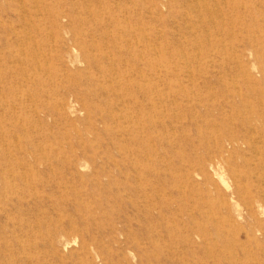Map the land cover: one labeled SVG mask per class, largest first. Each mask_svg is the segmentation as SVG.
<instances>
[{
  "label": "rangeland",
  "instance_id": "obj_1",
  "mask_svg": "<svg viewBox=\"0 0 264 264\" xmlns=\"http://www.w3.org/2000/svg\"><path fill=\"white\" fill-rule=\"evenodd\" d=\"M24 3L0 264H264V0Z\"/></svg>",
  "mask_w": 264,
  "mask_h": 264
},
{
  "label": "bare ground",
  "instance_id": "obj_2",
  "mask_svg": "<svg viewBox=\"0 0 264 264\" xmlns=\"http://www.w3.org/2000/svg\"><path fill=\"white\" fill-rule=\"evenodd\" d=\"M19 4L24 7V0H0V134L8 139L9 143L3 142L12 151L18 146V115L22 111L31 112L38 108L31 104L32 83L38 81L33 74L48 66L45 62H39L37 57L39 51L30 19L24 13H15L20 9ZM67 41L70 45L59 53V62L65 53L77 47V33L72 32ZM69 108L67 100L60 102L54 111L60 114Z\"/></svg>",
  "mask_w": 264,
  "mask_h": 264
}]
</instances>
